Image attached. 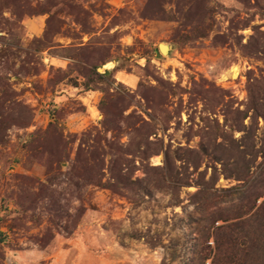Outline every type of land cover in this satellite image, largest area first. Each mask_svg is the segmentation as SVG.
Instances as JSON below:
<instances>
[{"label":"rangeland","instance_id":"obj_1","mask_svg":"<svg viewBox=\"0 0 264 264\" xmlns=\"http://www.w3.org/2000/svg\"><path fill=\"white\" fill-rule=\"evenodd\" d=\"M0 231V264H264V0H0Z\"/></svg>","mask_w":264,"mask_h":264},{"label":"trees","instance_id":"obj_2","mask_svg":"<svg viewBox=\"0 0 264 264\" xmlns=\"http://www.w3.org/2000/svg\"><path fill=\"white\" fill-rule=\"evenodd\" d=\"M108 73H109V71H105V73H102V74L97 72V74H98L99 77H103V76H105ZM79 164L81 165V161L80 160H78V162H76V164L74 165V167L77 169V166ZM86 181H88L90 184L91 183L94 184V183H96L95 181H98V180H97V177H96L95 181H94V178L92 179L91 177H87L86 178ZM5 237H6L5 234L2 231H0V241H4L5 240ZM215 241H216V245L217 246H221V245L225 244V243L219 242V237H216ZM231 242H234L232 240V235H230V237H229V243H231ZM213 264H217V263L213 262ZM223 264H246V263H245V261L239 260L237 258L236 259H231L230 258L226 262H224Z\"/></svg>","mask_w":264,"mask_h":264},{"label":"bare ground","instance_id":"obj_3","mask_svg":"<svg viewBox=\"0 0 264 264\" xmlns=\"http://www.w3.org/2000/svg\"><path fill=\"white\" fill-rule=\"evenodd\" d=\"M166 48H167V47H166L165 45L162 46L163 52L166 51ZM108 64H109V63H108ZM108 64H107V65H108ZM102 69H104V67H103ZM236 75H237V70L234 69V70H233V73H232V76H236Z\"/></svg>","mask_w":264,"mask_h":264},{"label":"water","instance_id":"obj_4","mask_svg":"<svg viewBox=\"0 0 264 264\" xmlns=\"http://www.w3.org/2000/svg\"><path fill=\"white\" fill-rule=\"evenodd\" d=\"M162 46H163V44L159 45V49H160L161 52H163ZM100 70H104V69L101 68Z\"/></svg>","mask_w":264,"mask_h":264}]
</instances>
